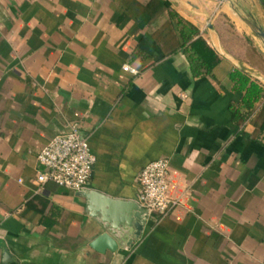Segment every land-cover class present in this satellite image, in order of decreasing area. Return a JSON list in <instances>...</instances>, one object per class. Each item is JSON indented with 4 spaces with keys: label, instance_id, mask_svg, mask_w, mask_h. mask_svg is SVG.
I'll return each instance as SVG.
<instances>
[{
    "label": "crops",
    "instance_id": "obj_1",
    "mask_svg": "<svg viewBox=\"0 0 264 264\" xmlns=\"http://www.w3.org/2000/svg\"><path fill=\"white\" fill-rule=\"evenodd\" d=\"M247 20L264 30V0H0V264H264V95L250 115L231 78L264 88ZM200 37L210 75L193 72ZM74 124L108 196L135 200L143 168L169 160L181 205L133 246L94 250L85 198L36 181Z\"/></svg>",
    "mask_w": 264,
    "mask_h": 264
},
{
    "label": "built area",
    "instance_id": "obj_2",
    "mask_svg": "<svg viewBox=\"0 0 264 264\" xmlns=\"http://www.w3.org/2000/svg\"><path fill=\"white\" fill-rule=\"evenodd\" d=\"M124 69L133 74L139 73L130 65H125ZM37 159L41 168L37 170L36 181L40 186L55 183L76 192L89 188L97 162L89 138L83 135L77 124L52 138ZM169 170V160L161 158L148 163L138 179L135 200L150 210L152 216H166L181 205L180 199L172 195Z\"/></svg>",
    "mask_w": 264,
    "mask_h": 264
},
{
    "label": "water",
    "instance_id": "obj_3",
    "mask_svg": "<svg viewBox=\"0 0 264 264\" xmlns=\"http://www.w3.org/2000/svg\"><path fill=\"white\" fill-rule=\"evenodd\" d=\"M247 23L264 43V30L250 20ZM77 194L85 198L87 210L98 224L99 235L91 242V247L98 252L133 246L152 217L151 211L136 200L114 198L90 188Z\"/></svg>",
    "mask_w": 264,
    "mask_h": 264
},
{
    "label": "trees",
    "instance_id": "obj_4",
    "mask_svg": "<svg viewBox=\"0 0 264 264\" xmlns=\"http://www.w3.org/2000/svg\"><path fill=\"white\" fill-rule=\"evenodd\" d=\"M191 29V35L187 37V41H190L194 35L199 34V30L194 26L188 24ZM202 46L200 49L199 46ZM190 51L196 58L191 56V61L193 62V72L196 75H210L212 74L214 68L219 63V57L209 48L207 43L198 38L196 41L192 42ZM231 78L236 82L237 91L244 93L242 99V105L251 113L255 110L256 103L263 98L264 88L261 87L256 82L252 81L249 76L244 74L242 71H235L231 74ZM237 118L240 116V110L235 112ZM247 116V115H246ZM245 116V118H247Z\"/></svg>",
    "mask_w": 264,
    "mask_h": 264
}]
</instances>
